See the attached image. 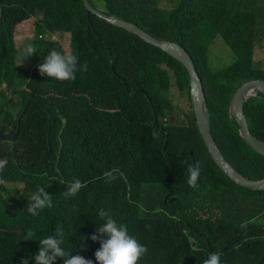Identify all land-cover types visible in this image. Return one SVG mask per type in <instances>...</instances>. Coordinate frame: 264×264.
<instances>
[{
    "label": "trees",
    "instance_id": "16d2710c",
    "mask_svg": "<svg viewBox=\"0 0 264 264\" xmlns=\"http://www.w3.org/2000/svg\"><path fill=\"white\" fill-rule=\"evenodd\" d=\"M90 1L190 52L220 150L245 176L264 178V156L241 136L230 111L243 82L264 78V0ZM33 16L36 51L26 68L15 33ZM52 30L70 34L73 80L39 73L53 49H64L38 37ZM218 36L234 53L226 66L210 62ZM137 69L142 83L132 85L127 76ZM172 84L190 109L174 104ZM114 92L137 112V122L88 120L92 103ZM244 110L251 132L264 140V96L250 97ZM0 159V264H35L39 238L61 230L67 256L77 251L98 264L101 211L146 246L138 264H203L213 251L221 264H264V190L238 185L214 162L196 124L188 70L160 47L88 13L83 0H0ZM197 163V183L188 185V166ZM113 169L110 180L104 173ZM76 179L82 187L66 195ZM38 186L52 204L32 217L27 207Z\"/></svg>",
    "mask_w": 264,
    "mask_h": 264
},
{
    "label": "clouds",
    "instance_id": "9594fccd",
    "mask_svg": "<svg viewBox=\"0 0 264 264\" xmlns=\"http://www.w3.org/2000/svg\"><path fill=\"white\" fill-rule=\"evenodd\" d=\"M92 5L95 6L94 4H92ZM96 8L98 10L102 11L100 8H98V7H96ZM102 12H104V11H102ZM88 13H92V12H88ZM111 16H114V15H111ZM33 17H34V19H37V17H35V16H33ZM32 18H30V19H32ZM99 18H101V17H99ZM30 19H28V20H30ZM121 19H123V18H121ZM25 21H27V20H24L23 22H25ZM126 21H128V20H126ZM23 22H21L19 24L17 23L18 25L16 26L17 31L15 33V40H16L17 45H18L17 34H18L19 30L21 31V34H23V35H27V34L31 33V38L36 37L35 29L33 28L32 32H31V29H27V27L22 26ZM34 22H35V20H34ZM129 22H132V21H129ZM133 23H135V22H133ZM135 24H137V23H135ZM64 35L68 36V43L67 44L69 45V50L66 48V46H64L63 41L60 39ZM42 36L45 39L50 40V41H59L65 50L63 49V47H62L63 51H57V50L53 49L48 54V56L46 57L45 62L38 66L39 73L42 76L46 75V76L51 77V78L58 80V81L73 80L75 78L74 72H75V68H76L77 55L74 52L70 51L71 50L70 34H65V33H62L60 31L52 30V31L46 32L44 35H39L38 37H42ZM159 40L164 41V40H168V39H159ZM168 41H172V40H168ZM173 42H175V41H173ZM31 43H32V41H31ZM179 45H181V44H179ZM181 46H183V45H181ZM18 49H19V47H18ZM214 49L215 48L211 47L210 54L212 53V51ZM35 51L36 50L34 49V47L31 44L27 45L26 52H27V54H30L28 57L30 58V67L31 68H33L32 55L31 54ZM187 52L190 54V52L188 50H187ZM190 56H191L193 62L195 63V60L191 54H190ZM17 57L19 59V62L24 63L25 67L28 68L27 64L23 60H21L18 55H17ZM233 61H234V59H233ZM210 62H212L211 57H210ZM182 65H184V64H182ZM195 66H196V63H195ZM35 67H36V65H35ZM196 69H197V67H196ZM197 71H198V69H197ZM139 72H140V70L137 69L127 76V78L132 83V85H139L140 83H142V78H141ZM199 76H200V74H199ZM253 79H264V78H253ZM249 80H251V79H249ZM203 86H204V84H203ZM238 88L236 89V91L238 90ZM204 90H205V88H204ZM236 91L234 92V94L236 93ZM258 93H260L264 96L263 92L255 90L252 92V95H250L248 97V99L252 96L257 95ZM205 94H206V92H205ZM234 94H233V96H234ZM132 95L135 96L136 92H133ZM190 96H191V82H190ZM233 96H232V98H233ZM232 98H231V100H232ZM248 99L245 101V103L248 101ZM147 101L150 104L152 103L151 99H147ZM206 103H207V99H206ZM245 103H244V106H245ZM191 104H192V99H191ZM192 107H193V104H192ZM207 107H208V103H207ZM193 110H194V107H193ZM208 110H209V107H208ZM230 111H231V101H230ZM243 111L245 113L244 108H243ZM194 114H195V110H194ZM155 116L157 117L156 113H155ZM209 116H210V112H209ZM233 116H234V114H233ZM245 116H246V114H245ZM87 118H88V120H92V121H118V122H134V123H136L137 119H138V114L136 111H134L132 109V107L128 103H126L124 101V99L122 97L119 96V94L117 92H114L112 95L105 98L103 101L97 102V103H92V105L88 109ZM195 118H196V115H195ZM246 119H247V116H246ZM236 120L238 121V123L240 125L239 120L237 118H236ZM247 123L249 126L248 119H247ZM196 124H197V120H196ZM197 126H198V124H197ZM210 127H211V118H210ZM198 129H199V127H198ZM249 129H250V126H249ZM239 131H240L241 136L243 137V135L241 133V125L239 128ZM250 132H251V130H250ZM211 133H212V130H211ZM200 134H201V132H200ZM251 134L254 135L252 132H251ZM212 136H213V134H212ZM254 136H256V135H254ZM258 139H260V138H258ZM260 140H263V139H260ZM246 142L248 143L247 140H246ZM216 144H217V142H216ZM205 145H206V143H205ZM249 145L251 146V144H249ZM217 146H218V144H217ZM218 148H219V146H218ZM207 149H208V147H207ZM258 153L263 155L260 152H258ZM224 158H225V156H224ZM4 163H5L4 160L0 159V167H2L4 165ZM236 170L242 176L247 177L243 173H241L238 169H236ZM113 171H115V170L113 169V170L106 171L104 173V175L106 177H108L110 180L115 179V176L113 175ZM199 175H200L199 163H197L196 165H189L188 166V176H187L188 185H195L197 183ZM226 176H228V175L226 174ZM247 178L252 179V180L264 179V178L253 179L250 177H247ZM19 185H20V187H19ZM238 185H240V184H238ZM8 186L13 190H17V189H20L22 187V184L8 183ZM240 186L247 188V189H254V188H249V187H246L243 185H240ZM81 187H82L81 181L79 179L74 180L71 183L66 195H74L75 193H77L80 190ZM185 188L186 187H183L182 190H185ZM254 190H264V189H254ZM9 192H10V196L12 198H13V195L16 194V192H14V191L11 192L9 190ZM170 196L172 197V199H175V196H172V194L170 192H168L166 194V197H170ZM29 198L30 199H29V204L27 207V212L32 217L39 216L45 208L51 207L52 201H51L49 195L45 192L43 187L38 186L36 188L35 192ZM100 217L103 218L104 222H102L100 224V227L98 228V232L104 234V239L101 240L100 248L98 250H96L94 253L95 262H98V264H138V261L141 259V257L143 256V254L147 250L146 246L143 243H141L134 235L130 234L127 226L117 223L115 220L110 218L106 212L101 211ZM28 235L31 236V233H28ZM91 238L93 240H96L97 236L93 235ZM62 242H63L62 230L56 234H51V235H46V236L40 237L39 243L36 245L39 247L38 252L35 253V255H34L35 264H54V261L58 257L64 258L63 264H94L93 260L87 259L81 255H78L77 251H70L69 255L67 256L65 250L61 247ZM220 256H222L220 252L219 253L216 251L210 252L207 255V258L203 261V264H221ZM22 264H30L29 259L28 258L23 259Z\"/></svg>",
    "mask_w": 264,
    "mask_h": 264
},
{
    "label": "water",
    "instance_id": "95a60500",
    "mask_svg": "<svg viewBox=\"0 0 264 264\" xmlns=\"http://www.w3.org/2000/svg\"><path fill=\"white\" fill-rule=\"evenodd\" d=\"M83 1L88 12H92L109 23L124 28L127 31L141 37L144 41L160 47L162 50L168 52L185 65L190 75L191 99L195 110L197 124L214 161L233 181L237 182L238 184L254 189H264V179L252 180L242 176L224 158L222 152L218 148L211 133L210 116L206 103V94L203 82L196 69L195 63L193 62L187 50L176 42L157 39L155 36L151 35L133 22L126 21L116 16L108 15L98 10L92 5L90 0ZM255 90L264 93V79H251L244 82L238 88L231 100V111L240 122L241 133L243 137L257 152H260L264 155V141L251 134L245 113L243 111L245 101Z\"/></svg>",
    "mask_w": 264,
    "mask_h": 264
},
{
    "label": "rangeland",
    "instance_id": "374dc122",
    "mask_svg": "<svg viewBox=\"0 0 264 264\" xmlns=\"http://www.w3.org/2000/svg\"><path fill=\"white\" fill-rule=\"evenodd\" d=\"M34 18L27 20L25 22H23L22 26L23 27H27V29H31V32L33 30V22H34ZM33 38H31V33L27 34V35H23L21 34V31H18L17 34V43H18V47H19V57L21 60H23L25 63H27V57L30 54H27L26 52V48L27 45L31 44ZM63 41L64 46H66V48L69 50V45L68 43V36L64 35L63 37L60 38ZM213 48H215L212 53L210 54V57L212 59V62L217 63L218 65H222V66H226L228 64H230L233 59H234V53L231 50V48L227 45V43L219 36L215 39L213 45L211 46ZM219 58H218V56ZM219 62V63H218ZM171 99L174 101L175 105L180 106V108H183L185 110L190 109V104L187 100V97L182 95L178 89L176 88V86L174 84H172L171 86ZM20 187V185H19Z\"/></svg>",
    "mask_w": 264,
    "mask_h": 264
}]
</instances>
